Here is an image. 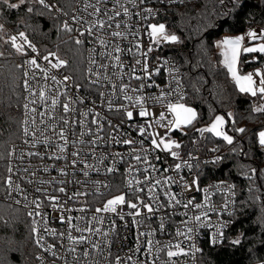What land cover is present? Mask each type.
Listing matches in <instances>:
<instances>
[{
    "label": "built area",
    "instance_id": "obj_1",
    "mask_svg": "<svg viewBox=\"0 0 264 264\" xmlns=\"http://www.w3.org/2000/svg\"><path fill=\"white\" fill-rule=\"evenodd\" d=\"M194 1L46 0L62 26L68 23L72 38L85 45L82 82L65 71L64 65L53 68L51 65L61 58L49 55L51 51H39L31 42L36 49L33 51L18 37L20 31L8 28L0 19L11 45L10 38L17 36L16 43L24 49L19 52L14 47L23 74L21 133L7 154L0 200L22 208L27 215L37 211L34 200L41 202V215H28L32 222L37 221L32 231L38 229L33 231L35 260L28 264H117V257L120 264H199L207 244L218 246L226 241L236 208V185L227 178L205 181L202 167L218 162L243 135L233 137V142L225 145L203 143L196 135L190 145L180 141L177 131L185 129L173 126L175 114L169 105L185 101V71L165 50L173 42L161 37L157 43L151 35L150 25L164 24L166 9ZM100 21L104 22L102 26ZM117 32L120 35H113ZM165 32L171 35L166 27ZM117 48L119 52L115 51ZM45 56L48 60H44ZM32 58H36L39 67L29 63ZM25 80L29 89L25 88ZM41 91L45 93L43 101ZM140 97L142 104L138 102ZM54 98L59 101L55 106L51 103ZM65 103L69 105L68 112L63 109ZM142 108L147 115H139ZM129 111L133 113L131 118ZM141 126L144 133L139 130ZM61 129L66 140L59 136ZM153 137L157 143L163 138L166 142L176 141L180 147H156ZM125 140L133 143L125 144ZM172 151L178 156H173ZM177 164L180 169H176ZM108 168L114 170L108 172ZM9 176L11 187L7 183ZM197 178L200 190L195 185L185 187V183L191 184ZM17 186L19 190H15ZM60 188L64 191L60 192ZM206 188L207 201L203 191ZM119 195H124L126 202L117 205L116 212L96 211ZM173 195L175 199L170 200ZM53 196L58 198L55 209L49 200ZM189 200L192 204L185 207ZM129 202L138 205L140 215L135 214L137 209L128 207ZM143 204L151 205L154 211L148 213ZM195 204L205 207L197 209ZM61 215L65 216L63 222ZM195 216L201 220L196 221ZM68 217H72L71 225L75 227L70 226ZM188 228L193 231L188 233ZM52 230L57 234L53 235ZM220 232L222 239L213 244V237ZM69 234L86 239L74 243L68 239ZM40 237L43 239L37 243ZM149 239L153 242L150 251ZM168 251L179 254L169 257Z\"/></svg>",
    "mask_w": 264,
    "mask_h": 264
},
{
    "label": "trees",
    "instance_id": "obj_2",
    "mask_svg": "<svg viewBox=\"0 0 264 264\" xmlns=\"http://www.w3.org/2000/svg\"><path fill=\"white\" fill-rule=\"evenodd\" d=\"M28 7L33 8L32 13L27 12ZM0 19L8 28L24 32L39 51H51L66 61L64 69L75 80H84L85 45L72 38L51 7L37 0H26L17 9L0 3ZM162 19L166 30L179 37V42L168 44L165 50L185 71L188 93L184 102L196 112L186 130L177 131L180 141L190 145L196 135L203 143L225 144L222 137L199 131L218 113L224 115L223 126L229 136L243 135L218 162L202 167L205 181L227 178L235 183L237 202L226 241L218 246L207 244L199 264H264V147L258 139L264 112L253 110L259 107L261 96L240 91L216 47L226 35L242 34L251 27L264 30V0H196L166 9ZM7 35L6 30H0V185L5 180L10 145L20 138L23 105L21 60ZM262 62L261 54L254 60L252 54L242 53L239 66L246 70ZM238 128L245 131L237 132ZM32 227V218L22 208L0 200V264L35 260ZM236 239L239 244L233 243Z\"/></svg>",
    "mask_w": 264,
    "mask_h": 264
},
{
    "label": "snow or ice",
    "instance_id": "obj_3",
    "mask_svg": "<svg viewBox=\"0 0 264 264\" xmlns=\"http://www.w3.org/2000/svg\"><path fill=\"white\" fill-rule=\"evenodd\" d=\"M25 2H26V0H19V3H10L9 0H0V3L6 5L10 9H17L21 5L25 4ZM169 2H172V0H169ZM221 2L223 3V0H221ZM38 3L40 5H43L44 7H49V8L52 7L51 5L46 3V0H38ZM98 11H99V8H97V12ZM146 11L151 13L153 10L152 9H146ZM27 12L28 13H32L33 12V8L32 7H28L27 8ZM124 12H125V14H127L128 9L125 8ZM116 15H119V13H116ZM73 19H76V17H73ZM99 23L102 26L104 22L100 21ZM150 27H151V35L155 38L157 43L160 42V38L161 37L165 41L179 42V37L177 35H175V34H171V35L166 34V32H165V27L166 26L163 23H161L159 25L152 24V25H150ZM64 28L66 30H68V31H71V28L69 27L67 22L64 23ZM3 29H4V25L0 24V30H3ZM113 35H120V33H118V32L117 33H113ZM246 35H247L248 38H250L252 40H255L257 38L264 39V30H262L260 32L259 37L257 35L256 30H249ZM18 37L20 39H22L25 43H27L29 48H31L33 51H36L35 46L30 41H28V38H27V36H26V34L24 32H20L18 34ZM18 37L17 36H12L10 39H11L13 47H15L17 49V51L23 52L24 51L23 46L16 43ZM244 40H245V36L244 35H240V36H235V37H225L222 41H218L217 42V45L219 47H221V52H222V55L224 57L222 63L227 67L228 71L232 75V78L234 79L236 84L239 86V89H240L241 92L250 93L252 96H256L258 93L264 95V72H262L260 69H257L254 73L249 72L246 75H240L239 71H238V68H237V65H238V63L240 61L241 51H243L245 53H254V52L264 53V43L258 44V45L254 46V47H243L242 48ZM77 43H81V41L77 40ZM115 51L119 52L120 49L117 48V49H115ZM149 51H151V48H149ZM49 55L54 56L55 53H50ZM116 59L119 60V57H116ZM44 60H48V56H45ZM29 63H31L35 67H39V65L37 64L36 58H32L29 61ZM137 63H139V61ZM64 64H66V61H64L62 59H58V62L52 64L51 66L53 68H59L60 66H62ZM146 70H147V66L145 65V71ZM157 71H159V70L157 69ZM45 76H47V70H45ZM254 76L255 77H259V84L258 85H257V80L254 79ZM136 78L140 79V77H136ZM52 79L55 80L56 79L55 76H53ZM65 79H68V77H65ZM24 83H25V88L29 89L28 81L25 80ZM141 87H144V85H141ZM39 95H40L41 101H43L45 99V93L43 91H41ZM125 98L128 99V100L132 99V97H129V96H126ZM58 102L59 101L57 99H55V98L52 99V101H51L53 106H55ZM138 102H140L142 104L143 103V97L138 98ZM24 107H25V109H28V104H25ZM63 109H64L65 112H68L69 111V105L67 103H65L63 105ZM169 109L176 113V120H175L174 125H173L174 127H180L181 124H190L194 119H196L195 110L190 108V107L185 106L184 104H175V105L170 104L169 105ZM253 110L256 111V112H264V105H261L259 107H255ZM31 111H35V109H31ZM147 114L148 113L143 108L141 109V111L139 113V115H141V116H144V115H147ZM40 115L43 116L44 114L41 113ZM84 115L86 116L87 113H84ZM127 115H128L129 118H131L133 116V113L129 111L127 113ZM228 115L231 116V113H229ZM161 119H163V114L162 113H161ZM27 122L28 121L26 120L25 123H27ZM93 122L95 123V121H93ZM32 123L33 124L35 123L34 119H33ZM65 123H67V121H65ZM224 123H225L224 117L223 116H217L210 127L206 128V129H200L199 131H202V132L203 131H208V132L214 133L217 136H222L224 140H226L229 144H231L233 142V137L229 136L226 132L223 131ZM139 130H140L141 133L145 132V128L143 126H141ZM236 131L237 132H244L245 129L244 128H238V129H236ZM25 133L26 134L28 133V129L27 128H25ZM59 136H60L61 139L66 140V137L64 135V130L63 129H61V131L59 133ZM259 136H260L259 143L262 146H264V132H261L259 134ZM44 142L47 143V138L45 139ZM123 143L131 144V143H133V141L125 140V141H123ZM152 144L155 145L156 147H160V145L163 144V146H164V148L166 150H171L173 148V146L176 147V148L180 147V145L176 141L169 140V141L166 142L163 138H161L159 143H157V140H156L155 137H153V139H152ZM29 154L32 155V153H29ZM171 154L173 156H178V153H176L174 151H172ZM73 155H77V153H73ZM136 159L139 160L140 157L137 156ZM217 159H219V157H217ZM72 163L75 164L76 161L74 160ZM175 167H176V169H180L181 165L177 164ZM113 170H114L113 168H108L107 169L108 172H112ZM252 171L255 172L256 170L253 169ZM9 172H11V168H9ZM85 175H87V173H85ZM169 179H171V178H169ZM7 183H8V185L10 187L12 186V178H11V176H9L7 178ZM29 183H31V181H29ZM156 183L159 184L160 181H157ZM193 185L196 186V190H200L199 189V184H198V178L194 179L191 182V184L185 183V187L186 188H191ZM15 190H19L18 186H17V188ZM37 191H39V189H37ZM59 191L63 192L64 189L60 188ZM203 191L206 194L205 195V201H207L209 190L206 188ZM172 199H175L174 195L170 196V200H172ZM49 200L52 201V207L54 209L57 208V206H58V198L53 196V197H49ZM125 202L126 201H125V196L124 195L115 196L113 199H110V200L107 201V203L104 205L103 209H96V211L99 212V211L103 210V211L116 212L117 211V207L116 206L117 205H122ZM17 203H19V201H17ZM33 203L35 204V208L37 209V211L29 212L28 215L29 216H33V215L40 216L41 213L38 210L41 208V202L37 199V200H34ZM176 203L179 204L180 201L177 200ZM189 204H192V200H189L188 204H185L184 206L188 207ZM194 206L197 209L205 207L204 204H195ZM128 207H130L132 209H137V212L135 214L136 215H140V212H139V209H138V205L136 203L129 202L128 203ZM143 207L147 209L148 213H152L154 211L153 207L151 205H149V204H143ZM59 208L63 209V205H59ZM65 211H70V209L65 210ZM202 215L206 216V213H203ZM121 219H123V216H121ZM193 219H195L196 221H200L201 217L200 216H195ZM60 220L63 222L65 220V216L61 215L60 216ZM71 220H72V217H68L67 218V221L70 224V226L71 227H75L74 225H71ZM33 223L36 224L37 221L34 220ZM161 228H163V224H161ZM77 230L79 231L80 229H77ZM33 231L36 232V231H38V229L33 228ZM88 231H91V229H88ZM192 231H193L192 228H188L187 229L188 233H191ZM52 234L56 235L57 233L55 232V230H52ZM177 234L180 235L181 233L178 232ZM59 235L63 236L64 233H60ZM140 235L143 236V235H145V233H140ZM147 235L150 236L151 233H147ZM222 237H223V233L222 232L217 233L216 236L213 237L211 242L213 244H215L217 242V239L218 238L222 239ZM42 239H43V237H40L37 240V243H40V240H42ZM68 239L73 241L74 243H81L86 238L84 236H80L79 239H77V238H75V237H73L72 235L69 234L68 235ZM152 243L153 242H152L151 239H149L147 241L149 251L151 250ZM233 243L234 244H239L240 240L236 239V240L233 241ZM94 247H95V245H94ZM72 250L74 251L75 249H72ZM84 254L87 255L88 253L85 252ZM167 254H168L169 257H173V256L178 255L179 253L173 252V251H168ZM116 260H117V264H120V258L117 257Z\"/></svg>",
    "mask_w": 264,
    "mask_h": 264
},
{
    "label": "crops",
    "instance_id": "obj_4",
    "mask_svg": "<svg viewBox=\"0 0 264 264\" xmlns=\"http://www.w3.org/2000/svg\"><path fill=\"white\" fill-rule=\"evenodd\" d=\"M249 30H256L257 35H258V37H259V34H260V32L262 31V28H260V27H259V28H258V27H251V28H248V29H247L244 33H242V34H230V35H226V36H224L222 39H224L225 37H235V36L244 35V36H245V40H244V42H243L242 48H243V47H254V46L258 45V44L264 43V39L257 38V39H255V40H252V39L248 38L246 34L248 33ZM242 53L245 54V52L241 51V55H242ZM250 54H252L254 60L257 59V56H259V54H261V55L263 56V62L261 63L260 66L251 67V68L246 69V70H242V69L240 68V66H239V63H238L237 68H238V71H239V74H240V75H246V74L249 73V72L254 73L257 69H260L262 72H264V53L254 52V53H250ZM241 55H240V57H241ZM223 65H224V64H223ZM224 66H225V65H224ZM225 67H226V66H225ZM226 69H227V67H226ZM229 74H230V72H229ZM231 77H232V76H231ZM254 79L257 80V85H258V84H259V77H255V76H254ZM233 80H234V79H233ZM235 83H236V82H235ZM237 86H238V85H237ZM238 87H239V86H238Z\"/></svg>",
    "mask_w": 264,
    "mask_h": 264
},
{
    "label": "rangeland",
    "instance_id": "obj_5",
    "mask_svg": "<svg viewBox=\"0 0 264 264\" xmlns=\"http://www.w3.org/2000/svg\"><path fill=\"white\" fill-rule=\"evenodd\" d=\"M4 30L5 29H3L2 30V32L4 33ZM167 33H169L168 31H167ZM223 39H219V41H222ZM218 42V41H217ZM216 47H217V50L220 52V55H221V63H222V61H223V59H224V57H223V55H222V52H221V47H219L218 45H217V43H216ZM223 64V63H222ZM230 76H232L231 74H230ZM260 96H261V94H260ZM260 100H261V98H260ZM176 104H184L185 106H187V107H190V108H192V109H194L190 104L188 105L187 103H176ZM259 104H260V102H259ZM173 112V111H172ZM174 114H175V120H176V113L175 112H173ZM217 116H223L224 117V115L222 114V113H218L212 120H210V121H208V122H206V123H204V128H208V127H210L211 126V124L213 123V121L215 120V118L217 117ZM194 121V120H193ZM192 121V122H193ZM191 122V123H192ZM188 124H181L180 125V129H185L186 130V126H187ZM223 131L225 132V128H224V126H223ZM261 132H264L263 130H261L259 133H258V139H260V136H259V134L261 133ZM212 133V132H211ZM213 135H215L214 133H212ZM216 137H222V136H217V135H215ZM222 139H223V137H222ZM224 140V139H223ZM226 141V140H225ZM227 142V141H226ZM228 143V142H227ZM222 145H225L224 144V142H222ZM25 212V211H24ZM252 264H259L258 262H254V263H252Z\"/></svg>",
    "mask_w": 264,
    "mask_h": 264
}]
</instances>
